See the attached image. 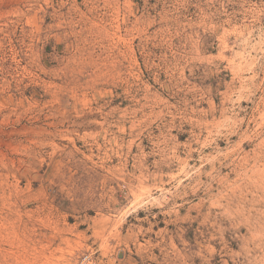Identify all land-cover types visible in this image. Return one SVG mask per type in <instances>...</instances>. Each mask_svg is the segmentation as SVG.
<instances>
[{
	"label": "rangeland",
	"instance_id": "rangeland-1",
	"mask_svg": "<svg viewBox=\"0 0 264 264\" xmlns=\"http://www.w3.org/2000/svg\"><path fill=\"white\" fill-rule=\"evenodd\" d=\"M0 264H264V0H0Z\"/></svg>",
	"mask_w": 264,
	"mask_h": 264
}]
</instances>
